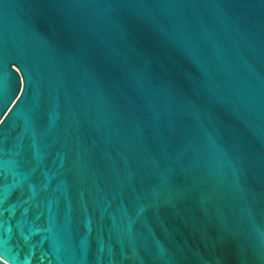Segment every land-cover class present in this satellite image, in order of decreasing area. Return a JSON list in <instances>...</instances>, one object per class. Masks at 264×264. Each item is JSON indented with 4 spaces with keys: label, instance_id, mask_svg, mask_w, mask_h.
I'll use <instances>...</instances> for the list:
<instances>
[{
    "label": "water",
    "instance_id": "1",
    "mask_svg": "<svg viewBox=\"0 0 264 264\" xmlns=\"http://www.w3.org/2000/svg\"><path fill=\"white\" fill-rule=\"evenodd\" d=\"M0 264H264V0H0Z\"/></svg>",
    "mask_w": 264,
    "mask_h": 264
}]
</instances>
